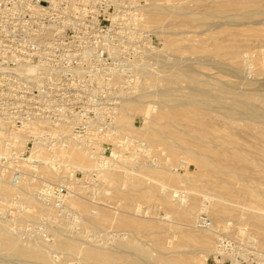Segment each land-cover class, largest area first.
I'll use <instances>...</instances> for the list:
<instances>
[{
	"label": "rangeland",
	"instance_id": "rangeland-1",
	"mask_svg": "<svg viewBox=\"0 0 264 264\" xmlns=\"http://www.w3.org/2000/svg\"><path fill=\"white\" fill-rule=\"evenodd\" d=\"M232 1L235 3L230 2L228 11L224 13L216 9L222 7L220 4L216 8L211 7L212 0H111L113 8L110 11H99L96 15H91L93 19L86 17L82 20L95 22V28L88 31L82 30L81 38L95 40V47L99 54L107 49L106 44L111 39H147L153 43L155 48L147 50L145 53L147 56L144 55L143 59L135 57L137 66L132 76L113 79L99 77L97 80L99 88L103 90L98 92V98L104 100L125 101L127 98H138L154 85L151 90L154 94L151 92V95L149 92L150 95L142 97V101L149 104L145 105L149 106L147 110H152L150 115H153L151 116L154 121L146 120L144 109H136L133 117L128 118L126 126H122L118 117L121 112L120 107L115 110H102L100 113H103V119L112 118L117 135L114 140L98 139L96 141L98 155L94 156L86 149L89 156L91 155L90 160L93 162L91 166L89 159L87 162H82L78 159L60 157L59 161L62 165L57 174L45 175L41 171L28 172V178L18 187L11 186L9 183L5 184L0 191L3 193L7 190L8 197L0 195V220L9 224L10 227H8L11 229L9 230L17 234L22 243L36 242L51 245L59 239H76L78 245L84 246L83 248L90 245H102L101 247L106 249H114L117 241L127 238L148 248L152 254L154 253L153 255L157 256L152 245L153 237L158 235L167 237L165 228L171 227L173 233L187 231L192 234H205L210 238V249L207 252L195 251L191 255L189 264H264V241H261L263 236L257 233L248 215L249 210L256 207L264 211V156L256 153L254 149L261 140L257 131L264 126L241 115L240 108L237 107L239 101L249 102L261 111V117L264 118V16H255L251 20L243 21L240 4L237 3L241 0ZM224 14L227 16L224 17ZM115 23L123 25L122 28L111 29L110 26ZM219 51L221 54L218 53ZM147 57L152 59L147 62ZM150 74H153L152 86L147 82ZM108 81L113 83L111 87L116 88V91L107 90L110 88L107 87ZM165 81L171 85L172 97L176 98L178 103L186 105L184 110L200 118L203 116L208 118L210 115L214 119H207V123H185L186 128L185 124L167 126L166 120L156 118L163 107L166 112L174 111L172 107L175 103L168 102L166 107L162 104L164 97L159 92L166 88ZM123 87H129V91ZM194 88H198L201 92L196 95L191 94ZM206 92H209L210 96H216H213L216 99L206 100L202 95ZM225 101H232L235 109L234 123L220 116V113L227 112L221 108ZM211 108L217 111L211 113ZM131 125L137 130H132ZM163 126L170 130L173 128L172 130L175 129L174 132L178 133L180 127L187 129L192 136L197 135L200 138L197 140L191 136V138L186 137L194 140L195 143L204 139L220 144L232 138L238 147L245 151L248 166L238 172L241 177L239 178L235 174H211L192 161L185 151L173 154L161 143L154 144L155 147L149 144L151 152L148 154V149L144 148L148 135L153 132L151 130L158 131ZM190 126H195V129L189 128ZM202 127L211 130L209 134L211 138L205 137L206 130ZM132 136L135 137L133 141L130 138ZM130 140L136 141L135 145ZM135 146L137 149L133 154ZM210 146L213 144L210 143ZM105 150L108 151L107 164H101L100 158L104 156ZM196 150L201 151L198 147ZM49 154L51 153L45 151L43 157L50 158ZM120 157H124L123 159L126 160L124 168L128 169H126L128 173L125 174L127 179L125 177L124 190L127 189L125 192L134 194L135 197L128 206L126 200L115 198L114 187L102 179L103 172L101 173L105 168L121 166L122 158ZM145 164L148 168L155 167L158 172H163L165 181L161 182L159 176L154 179L146 176L145 169L148 168ZM246 174L250 177H246ZM252 176L255 180L247 182ZM226 179L236 182L238 195L242 200L226 199V202L233 206L232 214L216 216L214 209L218 207L217 197L223 195L221 193L225 191ZM132 181L137 183L136 188L133 187ZM44 183H48L53 190H64L66 199L62 203L55 197L50 201H43L39 195L46 190L47 185L40 190ZM161 183L164 186H161ZM21 188L27 189L22 191ZM28 191L37 196L41 204H46L42 206L47 207L54 215L49 217L42 213L37 216L27 212L17 216V209L24 207L26 211L29 208L25 204V194H23L24 197L22 196L23 192L28 193ZM141 191L151 192L150 198L141 200L137 197ZM176 197L179 201L175 200ZM5 198L7 202H3ZM14 200H16L15 204H13ZM181 201L183 205H186L184 207L188 205L195 207V216L190 223L183 221L178 213L180 207L177 205ZM72 202L81 205L82 208ZM91 214L95 217H107L106 227L87 231L83 225L94 223V216H90ZM114 216L150 222L155 225V228H148L140 233L129 228L118 229L111 226ZM201 218H205L210 226L201 227L199 223ZM55 220L57 224L61 223L56 225ZM162 231L163 234H161ZM155 232L157 234H154ZM222 239L228 242L225 259L218 255V246ZM1 254L0 264H22L15 254L6 258ZM48 256L53 264H93L84 261L81 255L66 256L54 249L48 251Z\"/></svg>",
	"mask_w": 264,
	"mask_h": 264
},
{
	"label": "built area",
	"instance_id": "built-area-1",
	"mask_svg": "<svg viewBox=\"0 0 264 264\" xmlns=\"http://www.w3.org/2000/svg\"><path fill=\"white\" fill-rule=\"evenodd\" d=\"M111 8V0H0V190L7 183L18 187L28 172L44 165L45 151L70 139L94 156L98 139H115L112 118L103 119L100 111L115 110L124 101L99 99L103 90L97 79L132 76L135 57L143 59L155 47L147 39H111L99 54L95 40L81 38L82 30L95 28V22L82 20ZM112 84L108 81V91L117 90ZM45 185L43 201L66 199L64 190L48 183L40 190ZM199 223L210 226L205 218ZM227 247L222 239L220 258Z\"/></svg>",
	"mask_w": 264,
	"mask_h": 264
},
{
	"label": "bare ground",
	"instance_id": "bare-ground-1",
	"mask_svg": "<svg viewBox=\"0 0 264 264\" xmlns=\"http://www.w3.org/2000/svg\"><path fill=\"white\" fill-rule=\"evenodd\" d=\"M230 2L235 3L232 0H212L211 7L216 8L217 6L221 5L222 7H219L216 9H220L222 12L225 13L228 11V8L230 7L229 6ZM237 3L240 4L239 9H240V13L243 16L242 17L243 21L251 20L252 18H255V16H264V0H241V1H238ZM218 4H220V5H218ZM206 16H208V15H206ZM223 16L225 17L227 15L224 14ZM218 53L221 54L220 51ZM150 55H152V54H150ZM145 56H147V54H145ZM147 58H145V60H147ZM149 59H152V57L148 58L147 62L149 61ZM158 61H160V60H158ZM151 77H153V74H150V76H148V78H150V79L147 78L148 79L147 82L149 83L150 86H152V84L154 83V80H152ZM165 84H166L165 85L166 88L160 90V92H159L164 97V101H163V103L161 101V103L164 104L165 107L168 106V104H169L168 102L175 103V105L173 104V107H172L174 109V111L173 112H166L164 110V107H163L160 110L159 114L156 115L157 116L156 118L166 120L167 126H170L172 124H176V125L181 124V126H183L182 124H185V123H187V124L188 123H207V119L208 120L214 119L213 116H210V115L208 118L206 116H203L202 118H200L199 116H196L195 114H191L188 110H184L186 105H184L183 103H178L176 98L172 97V94H171L172 89L170 87L171 86L170 83L167 81ZM153 88H154V85H153V87H151L149 89V91H145L143 94H141V96L139 95L140 97H138V98L133 97V99L127 98L124 102H122L121 107H120L121 112L118 116L122 126H126L125 124L128 123V118L131 116L133 117V115H134L133 112L136 109H139V110L144 109V112H145L144 117L146 118V120H148L150 122L154 121L153 120L154 118L152 117L153 115L152 114H151L152 116L150 115V112L152 110L151 109L147 110V108H149V106H146L148 103L146 102L147 103L146 104L144 101H142V99H143L142 97H144L146 95H150L151 92L154 94V92L151 91ZM199 92H201V91L198 88H194V89H192L191 94L196 95ZM152 93H151V95H152ZM202 95L204 96V98H206V100L216 99V98H214L216 96H214V95H213L214 97L210 96L209 92L202 93ZM159 104H160V102H159ZM150 105H151V103H150ZM164 105H162V106H164ZM160 106H158V107H160ZM237 107L240 108L239 112L241 115L248 117L250 120H252V122H254L256 124L259 123V124L264 126V121H263L264 118L261 117V115H262L260 113L261 111L258 110V108L255 105H251L249 102L239 101L237 103ZM221 108L225 109L227 112L226 113H220V116H222L223 118L230 120V122L234 123L235 118H234L233 113H234L235 109L232 106V101L231 102L225 101ZM215 110H216L215 108L214 109L211 108L210 112L212 113ZM137 112H139V111L137 110ZM155 114H156V112H155ZM209 118H211V119H209ZM184 126L187 128L186 124ZM191 127L193 129H195V126H190L189 128H191ZM131 128L134 131L137 130L133 125H131ZM202 128H201V130H202ZM254 128H256V127H254ZM262 128L263 129L260 128V130L257 131V133L261 139L259 141L260 144L257 145L254 149H255L256 153H259V154L264 156V127H262ZM172 129L173 128H171V130H170V128L163 126V128L158 130V131H156L155 129L151 130L154 133L150 132L151 135H148V139H147V135L145 136L147 139V143L145 145L146 147L143 146L145 149L146 148L148 149L147 153L150 154V152H151V148L148 146L149 144L153 145L155 147L154 144L161 143V144H164L165 146H167L164 148H168L171 151V153H173V154H176L179 151H185L189 155V157L191 158L192 161H194L199 167L207 169L211 174H215V175L216 174L218 175L219 173L235 174L236 176L241 178L238 175V172L243 171L244 167L248 166V160L246 159L245 151L243 150V148L238 147V145L236 144V142H234V140L232 138L229 140H225V141L221 142L220 144H217V143L213 142L212 140H204V139H202L201 141H197L195 143V141L191 140L190 138L194 137L197 140L200 139L199 137H197V135L192 136L191 133H189L187 131V129H182L181 127H180V129L178 128L179 133L177 131L174 132L175 129L174 130H172ZM204 129L206 130L205 127L203 128V130ZM210 131L211 130L205 131L204 134H205L206 138H208V137L211 138V135L209 136ZM181 133H183V135H185V137ZM187 136L188 137L191 136V137L188 139V138H186ZM130 138L132 141L135 140L134 136H132ZM257 139H258V137H257ZM132 141H131V143H133V145H135L134 143L136 141L135 142H132ZM65 143L66 144L63 145L62 147L49 151L51 153V154H49L50 158L48 156H46L43 159L44 165H46V166L45 167L42 166L41 169L39 168V171H41L45 175L46 174L47 175H54V174L59 173L60 169H61L60 166L62 165V162L59 161L60 157L61 158L63 157L62 159H65V158L78 159V160H81L82 162H85V161L87 162L89 159L88 162H89L90 166L93 164V162L90 160L91 155L89 156V154L87 153L86 147L84 145H82L76 141H73L72 139L66 141ZM210 143L213 144L214 147L210 146ZM161 146L162 145H160V147ZM218 146L220 147L219 149L217 148ZM196 147H198L201 151L198 152V150H196ZM136 149H137V146H135V148L133 149V151H132L133 154H135ZM187 154H185V155H187ZM189 157H188V159H189ZM120 158H122V157H120ZM123 158L121 159V163H120L121 166L119 165L115 168H110V167L105 168L106 170L105 169L102 170L101 173L103 172L102 173L103 174L102 179L104 181H106L107 183L111 184L112 187H114L115 198L119 199V200H126L127 201L126 205L128 206V203H130L132 200H134L135 197L133 196L134 194L131 195V194L125 192L127 189L124 190V184L126 183V179H127L125 174H127L128 172H126L127 168L126 169L124 168V165H125L124 163L126 160ZM125 158H127V157H125ZM127 166H128V164H127ZM145 166L147 167L146 164H145ZM182 166H183V164H182ZM183 167H185V166H183ZM161 169H163V168H161ZM145 170H147L146 176H150L153 179L157 178L159 176L161 179L160 180L161 182L165 181L163 179L165 177L164 173L158 172L157 168L150 167V168L145 169ZM130 176H131V174H130ZM236 176H233V177L236 178ZM125 177H126V179H125ZM246 177H250V175L246 174ZM253 180H255L254 176H252L247 182H251ZM243 181H245V180L243 179ZM132 182H130V183H132ZM224 182L226 184L225 185L226 186L225 191H224V193H221V194H223L222 196L217 197L218 207L216 209H214V213H216L215 214L216 216H218V215L223 216V215L232 214L231 212H232L233 206H231L228 202H226V199H235L237 201L242 200V198L238 195L239 191H238V186H237L236 182L234 180H231V179L229 181L226 179ZM132 184H133V187L136 188L135 186H137V183L133 182ZM130 186H132V185H130ZM161 186H164V184L161 183ZM126 187H128V186H126ZM8 189H11V188H8ZM21 189L23 191V189H25V188H21ZM131 191H132V189H131ZM37 193H39V192H37ZM150 193L151 192H142L141 191V193L139 195H137V197L141 198V200H147L151 196ZM23 194H25V204H27L29 206V208H27L26 211L24 210V207L21 209H17L18 210V212L16 214L17 216H19L20 214H23V213L27 214V212H28V214L37 215V216H40L42 213H45L49 217L54 215V213L51 210H48L47 207L44 208L42 206V204H44V203L41 204V202H40L41 200L37 199L36 198L37 196H34V194H32L29 191H28V193L27 192L22 193V196L24 197ZM26 194H27V196H26ZM164 194H166L165 191H164ZM252 194H255V193H252ZM0 195H3V197L7 198L8 197V191L6 190L3 193L0 191ZM19 196H20V192H19ZM6 198L3 202L8 201ZM174 198H175V196H174ZM175 200H178V198ZM180 200H182V199H180ZM21 201H22V198H21ZM67 202H69V201H67ZM72 203L76 204L75 202H72ZM182 203H183V201H181V203H179L178 205L176 204L178 207H180V211L178 213L181 216L183 221L190 223L194 219V216H195V207L193 205H188V204H187L188 205L187 207H184L186 205H183ZM232 203H233V201H232ZM235 204H237V203H235ZM44 205H46V204H44ZM172 205H173V203H172ZM239 205H241V204L239 203ZM76 206H80L82 208V206L79 204H76ZM25 207H27V206H25ZM51 207H52V205H51ZM14 215H15V212H14ZM92 215L93 214H91L90 216H92ZM248 215H249V218H250L252 224L254 225L257 233H260L263 236V240H261V241H264V211L261 208L256 207V208H253L252 210H249ZM49 217H48V219H49ZM1 220H0V242H1V253H2L1 255L6 258V257H10L12 254H15V255H17V258L22 261V264H24V263L25 264H53L51 262L49 256H48V251L50 249L58 250L61 253H63L64 255H66V256L69 255L71 257L74 255H81L82 259L84 261L90 262L93 264H189V261L191 259V255H193L195 251L207 252L210 249V243H211L210 238L205 234H200V233L199 234H194V233L192 234V233L187 232V231H182V232H178V233L174 232L173 233L171 227L170 228L167 227V228H165L166 229L165 233H166L167 237H165V235H161V236L158 235V237H153L152 245H153V249L156 250V252L158 254L157 256L153 255L154 253L152 254L148 248H145L143 246L136 244L131 239L127 240V238L124 240H121V239H123V238H121L119 241H117L114 249H106L104 247H101L102 245L101 246L100 245L99 246L90 245L89 247L83 248L84 246L81 247V245H78V242L76 239H74V240L73 239L72 240L59 239V240L55 241V243L53 242V244H51V245H48L47 243L46 244H40V243H36V242L35 243L28 242L27 244H24L21 242V240H20L21 238H18L16 236L17 234L15 235L14 233H12L10 231L11 229L9 228L10 227L9 224H7V222H3L4 220L3 221H1ZM59 220L62 221V219H59ZM7 221H8V218H7ZM93 221H94V223L92 225H88L86 223L83 225L87 231H92L94 229L100 230L99 228L106 227V225H107V217H95L94 216ZM55 222H56V220H55ZM59 223H61V222H58V224ZM58 224L56 222V225H58ZM111 226H115L118 229L129 228V229H132L133 231L139 232V233L142 232V230H146L148 228H151V229L155 228V225L153 223L136 221V220H133L129 217H124V216H120V217L114 216L112 219V222H111ZM229 228H231V227H229ZM231 232H233V231H231ZM154 234H157V233L155 232ZM161 234H163V231L161 232ZM134 237H135V235H134ZM117 238H119V237H117ZM135 239H137V237H135ZM92 241H93V239H92ZM149 243L151 244V242H149ZM181 249H185V250H181ZM21 261H19V262H21Z\"/></svg>",
	"mask_w": 264,
	"mask_h": 264
}]
</instances>
